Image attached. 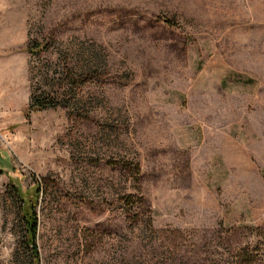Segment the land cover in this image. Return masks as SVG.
I'll use <instances>...</instances> for the list:
<instances>
[{
    "label": "rangeland",
    "instance_id": "rangeland-1",
    "mask_svg": "<svg viewBox=\"0 0 264 264\" xmlns=\"http://www.w3.org/2000/svg\"><path fill=\"white\" fill-rule=\"evenodd\" d=\"M0 170V264L264 263V0H0Z\"/></svg>",
    "mask_w": 264,
    "mask_h": 264
},
{
    "label": "trees",
    "instance_id": "trees-1",
    "mask_svg": "<svg viewBox=\"0 0 264 264\" xmlns=\"http://www.w3.org/2000/svg\"><path fill=\"white\" fill-rule=\"evenodd\" d=\"M43 48V45L41 43H34L29 48H27V52L30 54L40 52ZM31 103L29 106L30 110H35L41 107H45L47 104L38 102L36 98L31 99ZM1 171V170H0ZM9 188L13 192L15 198L19 202V208H18V217L19 222L21 224L22 229V240L24 248L26 249L30 263L31 264H37L38 262V254H37V248L35 245V239H36V229H37V218H36V202H25L22 198V195L20 194L19 190L9 184ZM34 197L36 198L37 195L40 194L39 188H35L34 190ZM246 264H264L261 261L258 262H246Z\"/></svg>",
    "mask_w": 264,
    "mask_h": 264
}]
</instances>
